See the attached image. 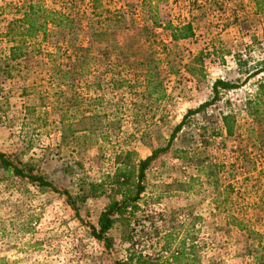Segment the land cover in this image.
Segmentation results:
<instances>
[{
	"label": "rangeland",
	"instance_id": "obj_1",
	"mask_svg": "<svg viewBox=\"0 0 264 264\" xmlns=\"http://www.w3.org/2000/svg\"><path fill=\"white\" fill-rule=\"evenodd\" d=\"M24 1L0 0V58L10 46L1 35ZM39 1L67 14L70 27L48 26L28 39L7 76L0 73V151L67 190L76 213L58 191L0 167V264L123 259L128 243L117 224L106 234L110 246L90 233L108 197L106 183L93 195L89 185L113 171L119 151L130 150L136 163L164 145L186 110L210 98L216 78L238 86L187 116L145 169L133 241L152 255L161 231L175 229L200 264H264V107L253 115L244 109L264 79V70L247 76L264 65V0L259 13L251 0H101L109 11L127 12L120 27L127 16L134 20L122 28L97 18L87 0ZM154 4L160 25L190 22L193 35L171 40L162 26L140 30L150 27ZM199 50L202 74L191 75L185 66ZM236 55L245 64L238 67ZM27 103L48 125L32 124L25 135L18 123ZM224 114L232 118L230 135ZM58 118L71 121L73 138L66 125H51ZM87 125L97 126L91 146L79 130Z\"/></svg>",
	"mask_w": 264,
	"mask_h": 264
},
{
	"label": "trees",
	"instance_id": "obj_2",
	"mask_svg": "<svg viewBox=\"0 0 264 264\" xmlns=\"http://www.w3.org/2000/svg\"><path fill=\"white\" fill-rule=\"evenodd\" d=\"M87 1L91 13L97 18H103V20L109 19L111 26L114 28H122L125 26L131 27L134 23V20L127 16V25H122V27H120L119 23L127 13L123 10V8L118 7L109 11V9L103 7L101 0ZM251 1L254 3V10L256 13L261 12L263 0ZM146 2L148 1L141 0V6H144ZM152 7L154 13H150V27L142 25L139 28L140 30H146L147 32H150L153 27L162 26L163 29L169 31V37L171 40L184 39L193 35V28L190 22L174 25L169 21H165L162 23V25H160L161 23H159L156 16L154 17L155 4L149 8ZM68 21H70L68 15L60 9L45 7L39 0L24 1L21 7H19L17 10V15L10 18V20L7 22L6 28L1 35L6 42L10 43V46H8L7 55L0 58V73L4 76H7L9 68H12L10 63L12 64L23 56L25 44L28 39L34 38L39 33H41V36L43 37L48 26H63L68 28L70 27ZM162 46H164L163 43ZM204 52L205 51L203 50H199L185 66L187 72H189L191 75H195V70H197V74H202V62L203 58L206 57ZM235 61L237 62L238 67L241 66V64H245L243 61L240 63V58L238 55H236ZM261 70H264V65H261L259 69L253 70L247 76H253ZM50 71L56 72L55 65H52V69ZM237 86L238 84L223 79H214L211 83L212 94L210 98L202 101L196 107L186 110L180 121L172 127L168 139L164 145L154 147L149 154L141 159H138L136 163H133V153L130 150L119 151V153L114 154L115 167L113 171L109 175L104 176V178L96 185H89V190L93 195V192H95L97 188L101 189V187L106 183V189L102 188L101 190L102 192H107L108 197L107 203L97 215L96 225L91 226V235L98 240H102L106 246H110L112 239L106 234L111 228H113L115 224H117L120 227V241L128 243L126 255L123 259L116 260L115 264H200L198 261H196V251L194 249V245L189 243L187 246H185L184 238L177 240L176 238L178 231L175 229L169 230L165 228L161 231L162 233L157 241L159 246L157 250H154L152 255L138 250L135 247V241H133L134 227L130 225L131 218L134 217L135 212L140 210L138 201L140 199V194L144 190L142 180L144 178L145 169L148 167L150 162L168 150L173 138L175 137V134L180 130L182 124L184 123L185 118L213 104L220 97V90H229ZM157 97H162L161 91ZM262 107H264V79L260 78L256 83V89L252 97L245 100L244 109L249 115H253L256 114ZM20 114L21 116L19 118L20 120L18 123V128L19 132L24 133L25 135L27 129L31 128L32 124H36L39 127H45L48 125L46 123L45 116L43 117L39 114L35 115V106L32 104L27 103L24 105L20 111ZM92 116L96 117V115L93 114ZM63 121L64 120L62 118H58V120H52L50 122L52 126H55V128H60L62 125H66L69 138H73L76 130L72 127L71 121H67L65 124ZM221 121L226 134L230 135L232 133L231 115H222ZM34 128L35 127H32L31 130L33 131ZM79 130L81 132H85L87 134L86 138L91 140L88 142L89 146L95 144V131L97 130L96 125H87L81 127ZM25 147V149L28 150L30 145L26 144ZM0 167L15 176L27 178L30 182H34L39 186L48 187L52 190L58 191L65 197L66 202L74 210V213H76L74 199L67 190L53 187L50 182L46 181L39 174L34 173L32 169L26 164L20 163L19 161L10 160L2 151H0ZM135 224L137 223H133V225ZM173 243L175 244L174 247H172Z\"/></svg>",
	"mask_w": 264,
	"mask_h": 264
}]
</instances>
